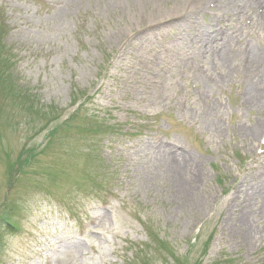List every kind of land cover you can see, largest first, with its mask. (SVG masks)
<instances>
[{"label":"rangeland","instance_id":"obj_1","mask_svg":"<svg viewBox=\"0 0 264 264\" xmlns=\"http://www.w3.org/2000/svg\"><path fill=\"white\" fill-rule=\"evenodd\" d=\"M13 201L0 264H264V0H0Z\"/></svg>","mask_w":264,"mask_h":264},{"label":"trees","instance_id":"obj_2","mask_svg":"<svg viewBox=\"0 0 264 264\" xmlns=\"http://www.w3.org/2000/svg\"><path fill=\"white\" fill-rule=\"evenodd\" d=\"M84 105V104H83ZM81 105L75 110H80ZM31 164V163H30ZM22 173H24V177H28V175L31 174L30 171H21ZM14 203V204H13ZM4 208L0 209V229H4L5 225L9 226V229H17V226L15 225V223L12 221L14 219V217L17 214V211L19 210V206L16 204V202H10V203H6L3 204Z\"/></svg>","mask_w":264,"mask_h":264}]
</instances>
